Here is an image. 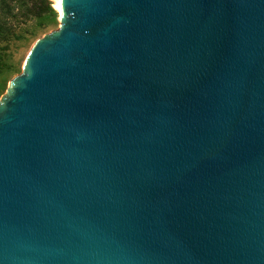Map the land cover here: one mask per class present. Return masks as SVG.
<instances>
[{"label":"water","instance_id":"1","mask_svg":"<svg viewBox=\"0 0 264 264\" xmlns=\"http://www.w3.org/2000/svg\"><path fill=\"white\" fill-rule=\"evenodd\" d=\"M0 97V264H264V0H60Z\"/></svg>","mask_w":264,"mask_h":264},{"label":"rangeland","instance_id":"2","mask_svg":"<svg viewBox=\"0 0 264 264\" xmlns=\"http://www.w3.org/2000/svg\"><path fill=\"white\" fill-rule=\"evenodd\" d=\"M54 12L41 17L25 18L21 11L31 0H0V21L5 28L0 32V97L8 82L20 73L25 56L36 39L56 30L59 14L50 0Z\"/></svg>","mask_w":264,"mask_h":264},{"label":"trees","instance_id":"3","mask_svg":"<svg viewBox=\"0 0 264 264\" xmlns=\"http://www.w3.org/2000/svg\"><path fill=\"white\" fill-rule=\"evenodd\" d=\"M54 12L52 3L50 0H31V3L21 11V14L25 18L41 17L43 15H49ZM5 28V24L0 21V32Z\"/></svg>","mask_w":264,"mask_h":264},{"label":"bare ground","instance_id":"4","mask_svg":"<svg viewBox=\"0 0 264 264\" xmlns=\"http://www.w3.org/2000/svg\"><path fill=\"white\" fill-rule=\"evenodd\" d=\"M54 7L57 10L59 16L61 15L60 0H55Z\"/></svg>","mask_w":264,"mask_h":264}]
</instances>
